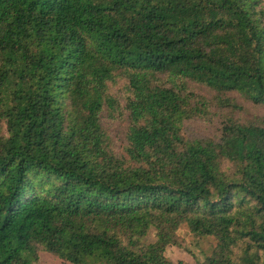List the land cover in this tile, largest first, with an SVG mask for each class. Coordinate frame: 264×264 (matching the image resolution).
Here are the masks:
<instances>
[{
    "label": "trees",
    "instance_id": "1",
    "mask_svg": "<svg viewBox=\"0 0 264 264\" xmlns=\"http://www.w3.org/2000/svg\"><path fill=\"white\" fill-rule=\"evenodd\" d=\"M234 93L264 107V0H0V264H175L182 224L216 241L197 264H264Z\"/></svg>",
    "mask_w": 264,
    "mask_h": 264
},
{
    "label": "rangeland",
    "instance_id": "2",
    "mask_svg": "<svg viewBox=\"0 0 264 264\" xmlns=\"http://www.w3.org/2000/svg\"><path fill=\"white\" fill-rule=\"evenodd\" d=\"M197 90L209 96L206 88L201 87ZM232 96L242 106V111L236 115L237 118L243 122H264V107L242 98L237 93L232 94ZM219 127V119H215L212 122L195 120L185 125L184 134L190 139L214 137L217 135ZM115 129V140L120 143L124 140V127L119 124L115 126ZM178 234L183 241V247L169 245L165 252L166 257L175 264L179 261H184L187 264H197V260L203 261L206 256L211 254L212 249L216 245V241L212 237L196 238L187 224L181 225ZM146 239L148 243L154 242L156 240V231L152 229ZM39 256V261L35 264H70L63 262L50 253L41 252Z\"/></svg>",
    "mask_w": 264,
    "mask_h": 264
}]
</instances>
